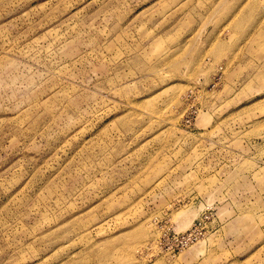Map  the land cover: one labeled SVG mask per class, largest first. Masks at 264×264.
I'll use <instances>...</instances> for the list:
<instances>
[{"label":"rangeland","instance_id":"obj_1","mask_svg":"<svg viewBox=\"0 0 264 264\" xmlns=\"http://www.w3.org/2000/svg\"><path fill=\"white\" fill-rule=\"evenodd\" d=\"M0 264H264V0H0Z\"/></svg>","mask_w":264,"mask_h":264},{"label":"built area","instance_id":"obj_2","mask_svg":"<svg viewBox=\"0 0 264 264\" xmlns=\"http://www.w3.org/2000/svg\"><path fill=\"white\" fill-rule=\"evenodd\" d=\"M198 110L199 109L195 104H189V106H187V123L191 124L193 122ZM209 218V213L204 211L197 219V222H194V226L185 230H176L168 221H160L157 235L158 246L173 255L180 252L197 239V226L201 225V223L205 226Z\"/></svg>","mask_w":264,"mask_h":264}]
</instances>
